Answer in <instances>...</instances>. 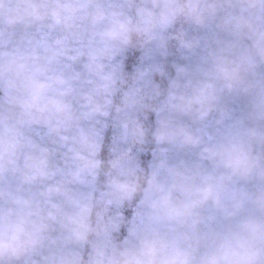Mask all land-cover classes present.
Listing matches in <instances>:
<instances>
[{"label":"rangeland","instance_id":"rangeland-1","mask_svg":"<svg viewBox=\"0 0 264 264\" xmlns=\"http://www.w3.org/2000/svg\"><path fill=\"white\" fill-rule=\"evenodd\" d=\"M0 264H264V0H0Z\"/></svg>","mask_w":264,"mask_h":264}]
</instances>
